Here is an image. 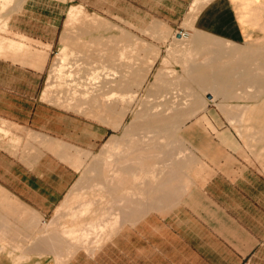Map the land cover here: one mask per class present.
Segmentation results:
<instances>
[{
	"label": "crops",
	"instance_id": "1",
	"mask_svg": "<svg viewBox=\"0 0 264 264\" xmlns=\"http://www.w3.org/2000/svg\"><path fill=\"white\" fill-rule=\"evenodd\" d=\"M133 8L233 46L220 62L223 45L213 43L214 81L199 80L217 98L232 81L231 64L256 66L244 80L256 81L257 90L224 109L211 94L200 121L187 130L195 157L164 170L146 186L144 201L126 191L133 192V159L123 166L120 155L106 158L103 183L117 197L108 211L91 204L88 216L114 225L101 232L97 246L69 250L51 224L80 176L84 154L113 133L44 99L63 11L59 0H23L10 12L5 38L28 47L0 54V264H264V140L247 142L238 120L251 105L264 119V0H133ZM115 168L128 182L112 175ZM132 220L133 228L114 229Z\"/></svg>",
	"mask_w": 264,
	"mask_h": 264
},
{
	"label": "rangeland",
	"instance_id": "2",
	"mask_svg": "<svg viewBox=\"0 0 264 264\" xmlns=\"http://www.w3.org/2000/svg\"><path fill=\"white\" fill-rule=\"evenodd\" d=\"M22 1L0 0V54L26 46L18 47L5 38L10 32V12L19 9ZM59 10L63 14L46 68L43 97L75 116L112 128L113 133L84 154L80 176L61 202L51 224L58 232L60 243L73 250L100 243L98 231L72 239L62 230L70 225L72 211H79L87 198H94L91 208L99 212L110 209V199L117 197V192L108 191L103 183L105 159L112 158L113 154L125 157L131 148L132 136L133 150L155 152L151 163L133 159V192L126 189L133 201H144L146 186L155 185L158 176L176 164L175 161L183 160L186 155L195 157L188 129L200 121V114L209 106L213 94L196 80L197 75L215 61L213 43L223 45L217 59L220 62H225L224 55L234 48L206 33L179 29L178 23L171 20L145 17V11L133 8V0H59ZM115 13L127 16H114ZM200 36L202 40L196 42ZM61 47L65 48L63 57ZM243 67L229 65L232 81L218 98L213 94L212 102L224 109L226 102L236 100L237 95L245 93L243 100L246 101L247 93L257 90L256 81L244 80L254 73L256 66ZM194 68L198 71L193 72ZM128 96L133 97L128 99ZM165 108L166 113L157 112L159 117L172 118L176 109L180 111L173 127L166 130L147 127V117ZM253 111H257L255 105L247 106L238 119L244 125L243 138L250 143L264 140V119L258 120ZM119 164L125 166L126 162ZM191 165L194 166V162ZM152 168H155L153 172ZM89 212L83 213L84 225L92 219ZM127 227L133 228V220L117 224L114 229Z\"/></svg>",
	"mask_w": 264,
	"mask_h": 264
},
{
	"label": "bare ground",
	"instance_id": "3",
	"mask_svg": "<svg viewBox=\"0 0 264 264\" xmlns=\"http://www.w3.org/2000/svg\"><path fill=\"white\" fill-rule=\"evenodd\" d=\"M60 51H61V54H62V57L64 56L63 54L65 53V48L64 47H61L60 48ZM221 64V63H220ZM219 67V66H218ZM244 68V67H243ZM60 69V68H59ZM194 71H198V68H194L193 69V72ZM220 71V70H219ZM211 72L212 73H215V71L214 70H211L210 69V66L208 65V68L207 69H203L200 73H198V75H197V78H196V80H200V77L201 76H203V77H207V76H209L210 74H211ZM216 74V73H215ZM235 74V73H234ZM212 76H213V74H212ZM212 76L210 77L211 79H212V81H214V77L212 78ZM227 76H229V75H227ZM129 77V76H128ZM220 79V78H219ZM209 80V79H208ZM226 80V79H225ZM209 82V81H208ZM209 84V83H208ZM222 84V83H221ZM220 84V85H221ZM225 84H227V83H225ZM227 85H229V84H227ZM209 86V85H208ZM207 86V84H206V87H208ZM223 86H225V85H223ZM218 87V86H217ZM222 88V87H221ZM213 89V88H212ZM221 90V89H220ZM211 91H213V90H211ZM135 93V92H134ZM113 93H111L110 94V96H109V98L110 97H112L111 95H112ZM124 95H125V93H123ZM133 94V93H132ZM217 94H220V92L219 93H217ZM121 95V94H120ZM123 95V96H124ZM126 95H128V94H126ZM216 96V95H215ZM121 97H122V95H121ZM129 97L130 96H128V99H129ZM133 96H131L130 98H132ZM107 98V97H106ZM108 100V99H107ZM166 108L165 109H163V111L161 110V111H155L154 112V114H151V115H149L148 117H147V120H146V126L147 127H150V128H161V129H167L168 127H170L171 125H172V127H173V125L177 122V119H179L178 118V116H179V110L178 109H176L174 112V114H173V116H172V118H170V117H168V116H161V117H159L158 115H157V112L159 113H162V112H164V113H166ZM126 113V112H125ZM128 122V121H127ZM131 135H133V133L131 134ZM130 144H132L130 147V149H129V151L126 153V155H125V157H123V158H121L122 159V161H125V160H130V158H132V159H134L135 161H140V162H144V163H146L147 161H148V163L150 162L151 163V161L153 160V156L155 155V152H153L152 150H141V149H137V150H133V136L131 137V139H130ZM154 155H153V154ZM111 154V153H110ZM107 165H108V163H107ZM149 170V169H148ZM138 171V170H137ZM150 171H154V169L152 168ZM149 172V171H148ZM114 177H118L119 179H120V181L122 182V183H124L125 184V182H128V174L125 172V171H123L122 169H119V168H115L114 170H113V174H112ZM91 204H93V201H92V199L91 198H87V199H85L83 202H82V205H81V208H80V210L78 211H75V210H73L72 211V215L70 216V222L71 223H74V225H71V223H70V226L68 225L67 227H66V229H65V232L67 233V235L68 234H72V236H74V235H77L76 236V239H78V235H81V237H83L82 235H85L86 236V234H88L89 232L91 233V231L93 230V231H98L99 232V234H101V232H108V227H110V226H112V225H114V222H115V220H112V221H106V222H104V221H102V220H97V218L94 220L93 218L88 222V224H86V225H84L85 224V222L84 221H82L83 220V218H81V219H79L80 218V216H82V214L83 213H85L86 211H90V209H89V207H90V205ZM91 212V214H93L92 213V210L90 211ZM89 212V213H90ZM83 217V216H82ZM77 219V220H76ZM99 219V218H98ZM113 227V226H112ZM63 232H64V229H63ZM102 233V234H105V233ZM66 233H65V235H66ZM66 235V236H67ZM71 236V235H70ZM70 236H67V237H70ZM71 236V237H72ZM80 237V238H81ZM72 239H74L73 237H72Z\"/></svg>",
	"mask_w": 264,
	"mask_h": 264
}]
</instances>
